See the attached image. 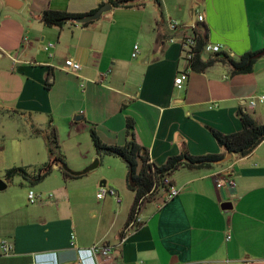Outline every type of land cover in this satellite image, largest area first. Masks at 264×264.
Wrapping results in <instances>:
<instances>
[{
  "label": "crops",
  "instance_id": "0c3cea01",
  "mask_svg": "<svg viewBox=\"0 0 264 264\" xmlns=\"http://www.w3.org/2000/svg\"><path fill=\"white\" fill-rule=\"evenodd\" d=\"M19 1L22 8L15 9L0 0V120L22 123L15 139L24 152L22 165L40 164L30 169L34 176L50 155L48 161L27 163L36 151L32 141L41 139L39 131L48 134L51 122L63 152L69 145L81 156L72 165L61 151L72 171L83 172L97 160L91 129L106 145L124 146L129 117L136 142L160 167L184 152L225 154L208 128L226 135L240 132L243 100L264 95V56L250 74L234 75L228 64L217 63L191 72L183 89L176 88L186 66L168 30L170 19L190 26L200 13L207 41L239 60L264 49V0H136L142 6L113 9L87 27L46 26L42 15L91 14L105 0ZM135 45L137 58L132 57ZM67 60L81 69L70 72ZM246 115L264 125V105ZM44 147L48 151L47 140ZM106 157L109 171L117 173L92 179L96 197L103 184L119 195L128 189L124 161ZM54 173L63 183H74L71 190L61 184L55 197L40 194L36 205L28 198L34 181L17 177L0 191V240L14 245V253L0 257V264H94L90 248L96 243L118 246L116 255L100 264H264V142L246 157L232 155L205 169L180 168L170 177L179 195L165 202L162 189L142 202V224L124 244L120 238L135 193L128 189L126 204L107 196L98 215H92L89 191L79 186L90 174L65 179L56 165L42 181ZM226 177L233 178L234 188L218 187ZM108 198L121 206L119 211L109 209ZM228 203L231 207L223 208Z\"/></svg>",
  "mask_w": 264,
  "mask_h": 264
},
{
  "label": "trees",
  "instance_id": "16d2710c",
  "mask_svg": "<svg viewBox=\"0 0 264 264\" xmlns=\"http://www.w3.org/2000/svg\"><path fill=\"white\" fill-rule=\"evenodd\" d=\"M100 8L105 4H109L113 9H130L142 6V3L136 0H105ZM97 10L91 12L94 14ZM90 14H74L67 12L46 11L42 15V21L46 26L63 27L66 24H79L78 22ZM103 17V16H102ZM102 17L100 19H102ZM99 19V20H100ZM94 21L82 24L87 27ZM200 27V49L207 44V34ZM264 56V49L256 52H250L242 55L239 60H234L227 53L222 52L213 55L201 56L194 65L195 72H204L208 68L217 63L228 64L234 75L250 74L254 70L257 61ZM51 83L46 84V88L50 89ZM239 116L243 125L240 132L234 134H223L215 129L208 128L213 137L221 148L225 150V154L192 156L188 152L174 156L168 159L165 165L156 166L150 161L149 151L140 146L135 139V122L132 118H127V136L128 141L124 146H108L98 136L94 129L90 130V137L97 154L95 163L101 162L106 156L120 158L127 166V186L128 189L135 193V200L129 215L128 224L134 219L138 206L141 202L149 199L159 190L166 189V179L178 171L180 168L205 169L215 164L223 163L228 155H236L238 157H246L254 152V150L264 142V125H256L255 122L247 115L239 112ZM38 134L41 131L37 132ZM50 162L41 170L39 176H34L28 167H14L5 172L6 183H11L17 177H22L26 181L41 182L49 175L54 167L60 166V171L65 179H79L85 174L72 171L68 168L59 145L57 130L53 127L52 122L49 126V132L46 135ZM122 236V235H121Z\"/></svg>",
  "mask_w": 264,
  "mask_h": 264
},
{
  "label": "built area",
  "instance_id": "2783aa9c",
  "mask_svg": "<svg viewBox=\"0 0 264 264\" xmlns=\"http://www.w3.org/2000/svg\"><path fill=\"white\" fill-rule=\"evenodd\" d=\"M204 16L200 13L197 14V22L193 25H185L180 23L177 20L170 19L168 21V30L173 34L170 37V43H177L181 47L182 52V61L185 64L186 68L176 77L175 86L179 90L183 89L186 81L188 80L189 74L194 72V65L197 59L201 56L213 55L225 52L223 46L213 45L207 42L203 49H200V26L204 23ZM139 46L135 45L132 53L133 58H137L140 51ZM226 53V52H225ZM232 58V54L227 52ZM66 67L70 72H78L81 69V65L74 60H67ZM241 112L246 115L249 110L255 109L259 105H264V95H257L243 100ZM165 184L168 186L166 190L165 202L171 201L177 197L180 193V190L174 186L170 179L165 180ZM228 186L230 188L235 187V182L233 178L226 177L218 181V187ZM54 195L50 194L52 198ZM107 196H113L117 200L118 204L122 203V197L112 188H106L102 186L97 194L99 200L105 199ZM29 203L31 205H36L40 202L41 195L37 194L34 190H30L28 194ZM141 205L139 204L137 212L134 216V219L126 226L122 236L120 238V243L124 244L126 240L141 226ZM231 239V236H227V240ZM76 244V236L72 234L71 236V245ZM118 246L110 244L96 243L90 248V254L95 260L94 264H100V259H112L117 252ZM14 253V245L7 239L0 240V257H9ZM79 264H84L83 261H80Z\"/></svg>",
  "mask_w": 264,
  "mask_h": 264
},
{
  "label": "rangeland",
  "instance_id": "374dc122",
  "mask_svg": "<svg viewBox=\"0 0 264 264\" xmlns=\"http://www.w3.org/2000/svg\"><path fill=\"white\" fill-rule=\"evenodd\" d=\"M134 45V44H133ZM139 46V45H138ZM0 171H4L6 169H10L13 167H26L22 165L23 157L22 153L23 150L21 149V145L18 139H15L17 137V130H19L22 127V123H19L18 121L11 122L8 120L1 119L0 120ZM32 126V125H31ZM41 136V139L38 140H33L32 142H37L35 147H33V150L35 149V154H29L27 157V163H30V161H37V163H40V161H48L49 160V153L47 149L44 147V141L46 142V135L47 132L42 130L41 133H39ZM64 143H68V141L65 140ZM61 146V145H60ZM31 147V146H30ZM66 150L63 152L62 148L61 151L65 158L69 160L72 165H77L81 162L80 155L77 151H73L69 145L65 146ZM32 148V147H31ZM68 149V150H67ZM31 150L28 147V151ZM107 160H111L106 158H103L99 164V166L89 172V177L85 179L86 181H81L84 183H81L79 186L82 187L83 189H86L89 191V199L91 201V207L93 208L94 211H92V215L96 214L98 215L99 209L105 201L99 200L98 197H96V193L93 194L91 192V182L92 179L97 180L100 176H113L117 172L109 171V164L107 163ZM33 163V162H31ZM40 165V164H39ZM39 165L37 166H32L29 169L31 171H34ZM69 166V165H68ZM70 168V166H69ZM5 172V171H4ZM0 172V177H5V173ZM88 175V174H87ZM2 179V178H1ZM21 180V178L17 179V181ZM14 184L16 185L17 182L15 181ZM64 184V188L66 190L70 191L71 190V184L74 183H68L65 184L63 183L62 177L60 173L52 175L49 179L46 181H41L36 184H34V187L32 188L37 194H42V196L47 197L50 194L55 195L56 190L54 188L56 187H61ZM17 186V185H16ZM101 186L99 187L100 190ZM106 188H109V185L107 184ZM127 189V188H126ZM12 190V189H11ZM65 190V191H66ZM120 195L123 198L124 203L128 200L130 193L127 190L124 192L120 191ZM55 197V196H54ZM111 197V196H110ZM107 203L109 204V209L114 213L115 211H119L120 207L116 201H114L111 198L107 199ZM126 204V203H125ZM125 204L123 205L125 207ZM123 207V208H124Z\"/></svg>",
  "mask_w": 264,
  "mask_h": 264
},
{
  "label": "water",
  "instance_id": "95a60500",
  "mask_svg": "<svg viewBox=\"0 0 264 264\" xmlns=\"http://www.w3.org/2000/svg\"><path fill=\"white\" fill-rule=\"evenodd\" d=\"M6 1V4L7 6L9 7H13L15 9H20L22 8V2H20L19 0H5ZM200 1V0H198ZM112 10L111 6L109 4H105L104 6H102L101 8H99L97 10V12H95L94 14H90L88 16H86L85 18H83L82 20H80L78 23L79 24H86V23H89V22H92V21H97L99 20L104 14L110 12ZM82 118L79 117L77 118L76 120H81ZM230 157V155H228L226 157V159ZM226 161V160H225ZM99 166V163H93L92 165H90L85 171L83 172H79L81 174H88L89 172L95 170L97 167ZM104 187H106L104 184H103ZM8 187L7 183L2 180L0 178V191H3L5 190L6 188ZM231 207V204H225L223 206V208H230Z\"/></svg>",
  "mask_w": 264,
  "mask_h": 264
}]
</instances>
